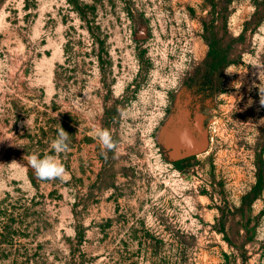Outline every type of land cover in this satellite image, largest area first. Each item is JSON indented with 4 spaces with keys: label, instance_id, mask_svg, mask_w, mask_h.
I'll list each match as a JSON object with an SVG mask.
<instances>
[{
    "label": "rangeland",
    "instance_id": "obj_1",
    "mask_svg": "<svg viewBox=\"0 0 264 264\" xmlns=\"http://www.w3.org/2000/svg\"><path fill=\"white\" fill-rule=\"evenodd\" d=\"M260 96L264 0H0V264H264Z\"/></svg>",
    "mask_w": 264,
    "mask_h": 264
},
{
    "label": "clouds",
    "instance_id": "obj_2",
    "mask_svg": "<svg viewBox=\"0 0 264 264\" xmlns=\"http://www.w3.org/2000/svg\"><path fill=\"white\" fill-rule=\"evenodd\" d=\"M260 103L264 105V96H260ZM31 121L27 119L26 124L29 126ZM195 127V125L193 126ZM96 138L99 140L103 154L107 158L108 152L118 154V143L113 139L109 129L97 128L95 130ZM181 142L190 139V132L183 131L180 134ZM70 135L59 126L57 136L51 142L50 148L56 154L65 153L69 150ZM28 165L34 170L36 178L40 181L64 180L66 169L63 163L54 155H44L41 157L38 153H32L27 156Z\"/></svg>",
    "mask_w": 264,
    "mask_h": 264
},
{
    "label": "flooded vegetation",
    "instance_id": "obj_3",
    "mask_svg": "<svg viewBox=\"0 0 264 264\" xmlns=\"http://www.w3.org/2000/svg\"><path fill=\"white\" fill-rule=\"evenodd\" d=\"M191 157H186V158H183V159H178V160H175L174 161V163L176 164V163H179L177 166H180V164L182 163V162H184V161H187V160H189Z\"/></svg>",
    "mask_w": 264,
    "mask_h": 264
},
{
    "label": "trees",
    "instance_id": "obj_4",
    "mask_svg": "<svg viewBox=\"0 0 264 264\" xmlns=\"http://www.w3.org/2000/svg\"><path fill=\"white\" fill-rule=\"evenodd\" d=\"M214 48V47H213ZM177 165L179 164V163H176Z\"/></svg>",
    "mask_w": 264,
    "mask_h": 264
}]
</instances>
